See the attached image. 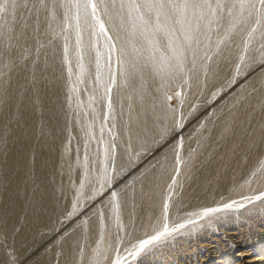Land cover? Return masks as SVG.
<instances>
[{
  "label": "rangeland",
  "instance_id": "obj_1",
  "mask_svg": "<svg viewBox=\"0 0 264 264\" xmlns=\"http://www.w3.org/2000/svg\"><path fill=\"white\" fill-rule=\"evenodd\" d=\"M77 2L0 0V264L216 263L264 237V13Z\"/></svg>",
  "mask_w": 264,
  "mask_h": 264
},
{
  "label": "bare ground",
  "instance_id": "obj_2",
  "mask_svg": "<svg viewBox=\"0 0 264 264\" xmlns=\"http://www.w3.org/2000/svg\"><path fill=\"white\" fill-rule=\"evenodd\" d=\"M139 1V0H138ZM143 1V0H142ZM144 2V1H143ZM204 9V8H203ZM188 12V11H187ZM187 12L184 14V15H180L178 18L180 19V22L182 23V22H187V21H189V19L190 18H188V17H185V15L187 14ZM188 14H189V12H188ZM221 15H222V13H221ZM187 16V15H186ZM189 16V15H188ZM190 17V16H189ZM50 18V17H49ZM150 18V17H149ZM176 18V20H177V17H175ZM248 18V17H247ZM246 18V19H247ZM245 19V20H246ZM186 24V23H185ZM189 24V23H188ZM192 24H194V23H192ZM184 25V24H183ZM190 25V24H189ZM121 26V25H120ZM187 26V25H186ZM199 26V25H198ZM124 27V26H123ZM125 29V28H124ZM158 29V28H157ZM180 29V28H179ZM123 30V29H122ZM121 31V30H120ZM126 31H127V29H126ZM164 31H165V29H164ZM170 32V31H169ZM240 32V31H239ZM164 33V32H163ZM165 33H167V32H165ZM164 33V34H165ZM159 34H161V33H159ZM186 34V33H185ZM132 35V34H131ZM241 35V34H240ZM160 36V35H159ZM158 37V36H157ZM166 37V36H165ZM186 37H188L187 35H186ZM240 37V36H239ZM159 38H161V37H159ZM167 39V38H166ZM238 39V38H237ZM137 42V41H136ZM143 42V41H142ZM170 43H172V42H170ZM236 43V42H235ZM160 46V45H159ZM168 46V45H167ZM170 46V45H169ZM172 46V45H171ZM176 47H177V45H176ZM131 48V47H130ZM134 48V47H133ZM171 48V47H170ZM143 49V48H142ZM169 50V49H168ZM173 49H171V53L173 52L172 51ZM177 50V49H176ZM178 50H180V49H178ZM137 52V51H136ZM180 52V51H179ZM175 53H177V52H174V54ZM138 54V53H137ZM174 54H172L173 56H174ZM171 55V54H170ZM179 55H180V53H179ZM178 55V56H179ZM177 56V55H176ZM175 57V56H174ZM176 60V59H175ZM134 61V60H133ZM139 61V60H138ZM180 62V61H179ZM142 63V62H141ZM137 64H138V62H137ZM136 64V65H137ZM143 64V63H142ZM142 64H141V67H142ZM140 65V64H139ZM140 67V66H139ZM139 67H137V68H139ZM140 69V68H139ZM139 71H141V70H139ZM142 71H143V69H142ZM142 73V72H141ZM142 75V74H141ZM143 76H145V78H147L146 76H149V75H147V73H146V71L144 70V72H143ZM142 79V78H141ZM147 79H150V78H147ZM6 95V94H5ZM146 97H148V95L146 96ZM142 99V98H141ZM146 100V99H145ZM143 102H144V100H143ZM259 193V192H258ZM262 195H264V192H262L261 193V196ZM260 197V194L259 195H257L256 194V196H253V198H248V200H245V202H243L242 204H243V206H244V203H246V202H248V201H256L258 198ZM241 202H239V204H240ZM251 203V202H250ZM254 204V203H253ZM155 205H157V204H155ZM224 205V204H223ZM247 205H248V203H247ZM218 206V205H217ZM221 206V205H220ZM226 206V205H225ZM225 206H223V207H225ZM237 206H239L238 204H229V205H227L226 206V208L227 207H237ZM241 207H242V205H240ZM156 207V206H155ZM154 207V210L156 211L157 210V207L155 208ZM153 208V207H152ZM214 208V207H213ZM218 208V207H217ZM225 208V209H226ZM240 208V207H239ZM221 210H222V206H221V208H220ZM224 209V208H223ZM258 209V208H257ZM228 210V209H227ZM217 210L216 209H211L210 208V210H206V211H203V212H200V214L199 215H193V216H190L191 218L189 219V222H190V220H197L198 218H201L202 219V217H204L205 215H210V214H214L215 212H216ZM229 211V210H228ZM159 212V211H158ZM227 212V211H226ZM166 213V212H165ZM241 214V213H240ZM218 215V214H217ZM251 215V214H250ZM257 215V214H256ZM241 216V215H240ZM207 217H210V216H207ZM205 218L206 217H204V220H205ZM218 218V217H217ZM187 219H188V217H187ZM200 221V220H199ZM205 221H208L209 223H210V220H205ZM185 222H186V220H185ZM188 222V221H187ZM196 222V221H195ZM194 222V224H196ZM184 223V222H183ZM202 223V222H201ZM185 224V223H184ZM204 224V223H203ZM208 224V223H207ZM255 224V223H254ZM178 225H180L179 223H178ZM200 225V224H199ZM199 225H197V226H199ZM204 225H206V224H204ZM217 225V224H216ZM181 226H183V225H181ZM181 226H176V230L177 229H179V227L181 228ZM200 226H203V225H200ZM252 226V225H251ZM191 227H193V226H191ZM247 227V226H246ZM257 227V226H256ZM172 228V227H171ZM228 228V227H227ZM230 229V228H229ZM233 229V228H232ZM262 229V228H261ZM260 229V230H261ZM264 229V228H263ZM163 230V229H162ZM162 230H159L160 232H158L157 234H152L151 235V237H153V235L154 236H156V235H158L159 233H163V235H161L160 236V241H161V239L162 238H165V236H167L169 233L167 232L168 231V229H167V231L165 230V231H162ZM181 230V229H180ZM190 230V229H189ZM194 230V229H193ZM169 231H170V229H169ZM175 231V230H174ZM185 231H187V230H185ZM191 231V230H190ZM229 231V230H228ZM242 232H244V231H237L236 233H234V232H232L233 234L232 235H234V236H236L237 238H239V236L240 235H243V234H241ZM257 232V231H256ZM215 233V232H214ZM222 233V232H221ZM230 233H231V231H230ZM179 234V233H178ZM210 234V233H209ZM261 234H264V231L261 233ZM216 235V234H215ZM219 235V234H218ZM222 235V234H221ZM223 235H224V233H223ZM226 235V234H225ZM258 235V234H257ZM212 236V235H211ZM217 236V235H216ZM227 236V235H226ZM231 236V235H230ZM197 237V236H196ZM221 237V236H220ZM242 237V236H241ZM244 238V237H243ZM258 238V237H257ZM149 239H150V237H149ZM149 239H145V240H149ZM197 239V238H196ZM209 239H211V238H209ZM234 238H232V240H233ZM241 239V238H240ZM142 240V239H141ZM140 240V241H141ZM158 240V239H157ZM237 240V239H236ZM258 240V239H257ZM137 242V244L135 243V244H133V246L128 250L127 249V251H126V253H129V252H132V259L133 260H136L135 258H137L136 256L139 254V253H141V251H143L144 249H146L147 248V246L149 247V245H152V243L154 244H156V240H153L150 244H148V245H146L144 248H142V249H140V243L142 242ZM144 241V240H143ZM215 241V240H214ZM219 241V240H218ZM159 242V241H158ZM207 242H209V241H207ZM230 242V241H229ZM243 242V241H242ZM244 242H246L245 240H244ZM197 243V242H196ZM202 243V242H201ZM199 244V245H203V244ZM204 243V242H203ZM211 243V242H210ZM219 243V242H218ZM222 243V242H221ZM241 243V242H240ZM205 244V243H204ZM223 244H226V243H223ZM228 244V243H227ZM226 244V245H227ZM231 244V243H230ZM249 244V243H248ZM206 245V244H205ZM221 245V248H224V247H222L223 245L222 244H220ZM251 245V244H250ZM104 246V245H103ZM153 246V245H152ZM228 246H229V244H228ZM240 246V245H239ZM160 247V246H159ZM200 247V246H199ZM215 246H213V248H214ZM227 247V246H226ZM235 247H237V246H235ZM246 247H247V245H246ZM201 248V247H200ZM204 248V247H203ZM202 248V249H203ZM209 248H211V246H209ZM216 248V247H215ZM218 248V247H217ZM220 248V247H219ZM218 248V249H219ZM104 249V248H103ZM138 249H139V251H138ZM201 249V250H202ZM227 249V248H226ZM225 249V250H226ZM238 249V248H237ZM237 249H235V251H238ZM204 250V249H203ZM202 250V251H203ZM208 250V249H207ZM217 250V249H216ZM231 250V249H230ZM192 251V250H191ZM201 251V252H202ZM213 251V250H212ZM211 251V252H212ZM220 251V250H219ZM234 251V252H235ZM104 252V251H103ZM147 252V251H146ZM189 252V251H188ZM197 252H198V250H197ZM210 252V251H209ZM222 252H223V250H222ZM231 252V251H230ZM233 252V251H232ZM234 252H233V254H232V256H230V257H228L229 256V254H225V256H227V257H224V258H220V261H218V262H216V263H213V264H264V237H262L261 239H259L257 242L255 241V243L253 244V245H251V246H249V247H247V248H245V249H242V251H238V253L237 254H234ZM190 253V252H189ZM215 253V252H214ZM219 253H221V252H219ZM236 253V252H235ZM222 254V253H221ZM177 255V254H176ZM188 255V254H187ZM212 255V254H211ZM210 255V256H211ZM217 255V254H216ZM219 255V254H218ZM217 255V256H218ZM69 256V255H68ZM126 256H128V255H126ZM125 256V257H126ZM186 256V255H185ZM119 257H121V256H119ZM124 257V256H123ZM129 257H130V255H129ZM188 257V256H187ZM193 257V256H192ZM198 257H199V254H198ZM64 258V257H63ZM204 258V257H203ZM203 258H201V259H203ZM218 258H219V256H218ZM188 259V258H187ZM214 259H216V258H214ZM131 260V259H130ZM129 261V259L127 260V262ZM132 261V260H131ZM139 261V260H138ZM213 261V260H212ZM186 262V261H185ZM184 262V263H185ZM194 262V261H193ZM192 262V263H193ZM196 262V261H195ZM205 262V261H204ZM124 262H122V260H121V258H116L111 264H123ZM198 263V262H197ZM212 263H207V262H205V263H203V264H212ZM95 264V263H94ZM98 264V263H97ZM107 264V263H106ZM146 264V263H145ZM158 264V263H157ZM189 264V263H188ZM194 264V263H193ZM199 264V263H198Z\"/></svg>",
  "mask_w": 264,
  "mask_h": 264
},
{
  "label": "snow or ice",
  "instance_id": "obj_3",
  "mask_svg": "<svg viewBox=\"0 0 264 264\" xmlns=\"http://www.w3.org/2000/svg\"><path fill=\"white\" fill-rule=\"evenodd\" d=\"M239 5L241 11L247 6L251 10L249 13L250 15L252 12L256 13V23H260V15L261 13H264V0H239ZM74 6L78 8L82 7L84 10L91 8L93 15H95L97 7L93 0H84L83 4L77 2ZM121 7L128 8L129 17H131L132 12H140L141 9H147L149 13L155 14L157 27L160 26L161 18L164 20H171L173 17H177L176 22L180 23L178 17L184 15L189 9L208 8L215 12V8L207 3V0H203V3H195L193 0H180L179 3H177L176 0H144L143 3H137V0H127L126 3L121 4ZM216 7L219 8L220 5L217 4ZM202 16L203 13H201V16L198 17V19L202 18ZM140 19L143 21L144 17L140 16ZM101 30L103 31V25H101ZM186 38L190 39V37ZM113 196H115V193H113ZM161 235H163V233H159L158 235L151 237L149 240L142 241L140 243V249L150 244L153 240L159 239Z\"/></svg>",
  "mask_w": 264,
  "mask_h": 264
}]
</instances>
